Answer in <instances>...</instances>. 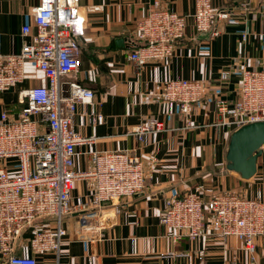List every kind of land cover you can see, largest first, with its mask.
Masks as SVG:
<instances>
[{
	"label": "built area",
	"instance_id": "built-area-1",
	"mask_svg": "<svg viewBox=\"0 0 264 264\" xmlns=\"http://www.w3.org/2000/svg\"><path fill=\"white\" fill-rule=\"evenodd\" d=\"M195 5L193 14L170 11L158 1L151 5L137 22L138 46L128 54L129 60L140 68L152 60L171 58L186 36L190 17L197 33L212 35L218 33L219 19L232 17L213 0H195ZM32 14L34 23L22 27V36L29 40L21 51L6 54L0 49V97L9 91L15 97L11 110L0 108V264H61L40 263L39 258L61 252L68 235L63 226L66 216L88 210L81 232L102 235L107 222L122 209L118 200L132 198L147 185L141 156L128 148L94 152L91 172L74 169L78 147L96 140L77 130L78 109L84 108L90 125L105 121L96 110L94 90L79 79L81 41L88 23L81 0H40ZM28 64L42 73L46 84H33ZM26 80L29 84L22 85ZM207 90L204 80L175 78L164 82L153 96L156 102L179 106L185 128H192L193 106L205 100ZM216 109L232 130L264 120V67L243 68L238 97L233 101L219 97ZM163 130L158 117L133 128L139 139ZM87 178L96 183L92 201L73 205L74 184ZM160 217L175 244L208 234L234 237L254 260L257 240L264 236L260 191L252 197L222 189L207 196L204 185H199L182 196L166 198ZM161 255L175 259L192 253L173 249ZM204 255L205 250L198 252L200 258Z\"/></svg>",
	"mask_w": 264,
	"mask_h": 264
},
{
	"label": "crops",
	"instance_id": "crops-1",
	"mask_svg": "<svg viewBox=\"0 0 264 264\" xmlns=\"http://www.w3.org/2000/svg\"><path fill=\"white\" fill-rule=\"evenodd\" d=\"M159 2L170 11L193 14L195 0H81V12L87 21L83 37V64L79 79L95 92L96 110L105 116L101 125L85 122L83 107L78 109L76 128L94 143L80 145L74 169L91 172L95 168L93 153L128 148L144 162L146 187L132 198H122V209L107 222L100 234H83L81 228L88 212L75 211L66 216L68 230L59 254H47L40 263L61 264H264V236L257 240L256 262L234 237L223 239L204 235L188 242L174 243L160 222L163 202L179 197L193 187L204 185L207 196L222 189L241 191L264 200V148L258 158V173L243 179L226 166L229 137L233 131L222 122L216 109L219 97L236 100L243 68L264 67V0H213L232 17L216 23L217 34L199 39L192 17L186 36L175 54L150 61L138 68L129 60L132 48L122 47L117 39L134 38L137 22L151 5ZM40 0H0V49L18 53L29 38L22 27L34 23L32 8ZM245 3L246 5H242ZM93 5L103 6L91 11ZM33 84H46L42 73L28 64ZM201 79L208 92L203 102L193 107L194 127L185 128L179 106L156 102L153 94L169 79ZM14 92L0 97V108L12 109ZM12 104V105H11ZM149 117L163 121L164 130L148 132L139 139L133 128ZM94 179L77 181L72 203L89 204L95 194ZM173 249L190 250L183 258H165L161 254ZM205 250L200 258L198 252ZM30 253V251H28Z\"/></svg>",
	"mask_w": 264,
	"mask_h": 264
},
{
	"label": "water",
	"instance_id": "water-1",
	"mask_svg": "<svg viewBox=\"0 0 264 264\" xmlns=\"http://www.w3.org/2000/svg\"><path fill=\"white\" fill-rule=\"evenodd\" d=\"M208 33H201L199 39L206 38ZM117 40L122 47L138 46L134 38L121 37ZM229 139L226 152L227 168L238 173L243 179H251L258 173V158L264 148V121L244 125L233 131Z\"/></svg>",
	"mask_w": 264,
	"mask_h": 264
},
{
	"label": "trees",
	"instance_id": "trees-1",
	"mask_svg": "<svg viewBox=\"0 0 264 264\" xmlns=\"http://www.w3.org/2000/svg\"><path fill=\"white\" fill-rule=\"evenodd\" d=\"M84 42L83 41H81V66H82V64H83V61H82V57L84 56L83 55V51H84ZM29 84V82H28V80H26L22 85H24V86H27ZM14 99H15V97H14ZM14 102V101H13ZM14 104V103H13ZM12 105V104H11ZM13 106V105H12ZM26 237H30V234H29V232H27V234L25 235Z\"/></svg>",
	"mask_w": 264,
	"mask_h": 264
},
{
	"label": "bare ground",
	"instance_id": "bare-ground-1",
	"mask_svg": "<svg viewBox=\"0 0 264 264\" xmlns=\"http://www.w3.org/2000/svg\"><path fill=\"white\" fill-rule=\"evenodd\" d=\"M231 12H232V11H231ZM219 20H223V19H219ZM219 20H218V21H219ZM215 26H216V25H215ZM215 28H216V27H215ZM216 29H217V28H216ZM216 29H215V30H216ZM262 121H264V120H262ZM256 122H258V121H256ZM246 125H247V124H246ZM242 127H243V126H242ZM240 128H241V127H240ZM237 129H239V128H237ZM240 192H241V191H240ZM134 196H135V195H134ZM134 196H133V197H134ZM121 199H122V198H121ZM121 199L118 200V203L120 202ZM129 199H130V198H129ZM119 204H120V203H119Z\"/></svg>",
	"mask_w": 264,
	"mask_h": 264
},
{
	"label": "rangeland",
	"instance_id": "rangeland-1",
	"mask_svg": "<svg viewBox=\"0 0 264 264\" xmlns=\"http://www.w3.org/2000/svg\"><path fill=\"white\" fill-rule=\"evenodd\" d=\"M212 235V234H211ZM186 239V238H185ZM187 240V239H186ZM188 241V240H187ZM189 242V241H188ZM251 262L254 263L256 262V256H255V260L253 258H250Z\"/></svg>",
	"mask_w": 264,
	"mask_h": 264
}]
</instances>
